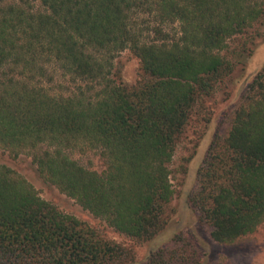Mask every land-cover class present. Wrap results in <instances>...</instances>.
Instances as JSON below:
<instances>
[{
	"label": "trees",
	"instance_id": "1",
	"mask_svg": "<svg viewBox=\"0 0 264 264\" xmlns=\"http://www.w3.org/2000/svg\"><path fill=\"white\" fill-rule=\"evenodd\" d=\"M264 19V0H30L0 4V150L142 243L167 225L176 150L200 98L236 63L229 42ZM130 52L137 80L117 60ZM238 53V52H237ZM77 86L55 92V75ZM95 153L101 171L74 156ZM190 206L234 245L264 224V68L198 170ZM177 235L146 264H201ZM133 251L43 200L0 163V264H127Z\"/></svg>",
	"mask_w": 264,
	"mask_h": 264
},
{
	"label": "rangeland",
	"instance_id": "2",
	"mask_svg": "<svg viewBox=\"0 0 264 264\" xmlns=\"http://www.w3.org/2000/svg\"><path fill=\"white\" fill-rule=\"evenodd\" d=\"M14 0H0L1 3ZM37 7L40 0H30ZM229 50L236 66L233 72L215 86L208 97H202L192 115L189 126L178 144L171 165L175 196L167 217V225L151 242H139L117 233L103 220L84 210L74 199L43 181L32 159L27 155L13 158L0 150V163L9 166L25 177L37 190L39 196L65 214L103 233L107 238L133 251L134 261L127 264H146L151 255L179 234H189L201 248V264H264V224L252 236L234 245L218 244L211 237V228L200 219V214L190 206V196L197 188V174L206 153L217 136L228 134L233 115L248 90L251 80L264 68V19L244 35L229 42ZM238 52V53H237ZM120 76L128 83L137 80L138 62L130 52L122 53L117 60ZM55 92L68 93L76 88L69 77L54 76ZM84 167L101 171L103 161L95 153L74 156Z\"/></svg>",
	"mask_w": 264,
	"mask_h": 264
}]
</instances>
